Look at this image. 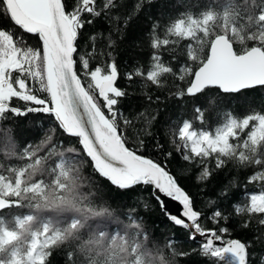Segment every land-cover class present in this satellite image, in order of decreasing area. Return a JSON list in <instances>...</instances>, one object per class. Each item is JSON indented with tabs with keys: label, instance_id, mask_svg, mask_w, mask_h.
<instances>
[{
	"label": "snow or ice",
	"instance_id": "1",
	"mask_svg": "<svg viewBox=\"0 0 264 264\" xmlns=\"http://www.w3.org/2000/svg\"><path fill=\"white\" fill-rule=\"evenodd\" d=\"M145 2L152 0H137V12ZM114 7L115 0H104L99 8L97 0H0V21H7L0 22V121L44 114L55 122L38 144L26 145L17 152L16 144L11 143L10 155L25 163L20 167L0 166V218L11 209L24 206L22 192L42 195L49 185L67 194L60 197L57 207L94 197V192L82 191L89 188L91 181L85 183L87 178L80 179L76 175L75 162L82 152L94 172L112 186L120 190L139 185L150 187L151 198L167 219L186 230L189 240L200 239L201 255L213 258L218 264H250L252 242L231 237V230L226 226L231 213L216 206L217 200H209L207 207L211 210L206 214L196 206L167 162L138 154L143 140L136 149L127 146L126 130L133 121L118 107L121 98L128 93L118 86L121 74L110 51L116 45L113 32L123 38L119 15L107 18L108 10ZM102 13L112 32L107 36L93 34L88 41L91 47L81 52L80 33ZM129 19L125 18L124 28ZM203 20L202 14L188 12L163 27L154 22L148 33L153 50L148 67L138 64L125 72L123 78L129 82L139 78L145 89L148 85L160 89L164 87V79L170 76L174 88L170 95L180 100L199 97L211 88L223 93H240L264 87V46L258 50L243 49L239 54L232 48L230 35L213 34L208 30L210 20L200 28L193 27ZM260 23L264 24V16L260 17ZM26 37H34L35 44H30ZM97 39H106L107 48L97 50ZM181 41L188 43L180 53L183 62H178L175 54ZM204 45L205 54L198 56ZM164 52L173 54L172 59L165 61ZM97 55L100 62L93 65ZM145 100L149 104L159 103L160 97L153 98L145 92ZM209 103L214 104V99ZM206 111L205 107L194 103V118L183 119L178 127L168 129L170 143L183 161L199 168L197 182L206 181L230 159L238 167L253 168L247 181L259 184L260 190L246 194L247 203H235L231 207L235 214H247L242 227H249L254 216H258V224L264 226V110L251 111L243 117L226 113L214 131L204 128ZM139 116L144 119L142 131L151 134L150 128L158 119L159 110L149 113L145 109ZM56 129L67 137L76 138L81 151L71 147L65 151L63 142L56 139ZM172 155L171 152L166 154L168 158ZM230 185L236 186L233 182ZM219 195L227 198L228 186ZM168 201L177 202L181 210L173 214ZM44 203L48 206L54 201L45 198ZM144 207L147 209L148 205ZM35 215L33 210L26 214V219L17 217L12 228H0V264H50L54 246L45 247L39 234L30 245L27 258L15 250L4 254V246L15 242V225L30 222ZM124 215L129 220H142L134 209ZM50 223L48 219L42 224L45 242L55 239V227L50 231ZM78 224L80 218L72 217L67 225L60 227H70L75 232ZM80 231L83 234L82 225ZM166 239L170 256L190 254L176 251L174 236ZM260 264H264V257Z\"/></svg>",
	"mask_w": 264,
	"mask_h": 264
},
{
	"label": "trees",
	"instance_id": "2",
	"mask_svg": "<svg viewBox=\"0 0 264 264\" xmlns=\"http://www.w3.org/2000/svg\"><path fill=\"white\" fill-rule=\"evenodd\" d=\"M103 2L104 0H97V7H101ZM115 4L116 7L108 10L107 18L119 15V27L123 33L121 39L120 33L113 32L112 39L116 41V45L110 51L114 54L121 74L118 86L128 93L126 97L121 98L118 105L123 114L133 121L126 130L129 138L127 146L136 149L139 141L143 140V148L138 154L167 162L168 168L177 177L178 182L193 197L196 206L203 209L206 214L211 210L207 207V201L217 200L216 206L226 213H231L226 224L231 230V237L245 242L251 241L250 264H260L261 258L264 257V226L259 225V217L254 216L249 227H242L243 222L248 219L247 214H235L231 207L235 203H247L246 194L260 190L259 184H249L247 181L254 169L238 167L236 162L230 159L206 181L197 182L199 168L181 159L170 143L168 129L178 127L183 119L194 118V103L207 109L204 128L210 131H214L224 120L226 113L243 117L251 111L264 110V87H255L236 94L223 93L219 89L211 88L199 97H185L184 100H180L170 95L174 90L170 76L164 79V87L160 89L151 85L145 89L139 78L129 82L123 76L138 64L148 67L153 53L148 33L154 22L163 27L188 12L204 16L203 21L193 25L194 28H200L210 20L211 23L207 26L213 34L230 35L233 49L239 54H242L243 49L252 50L264 46V24L260 23V17L264 16V0H152L151 3H143L138 12L137 0H115ZM126 17L130 19L124 28ZM0 22L7 23L6 20ZM110 32L112 28L102 13L99 18H95L93 24L86 25L80 33L79 50L84 52L91 47L88 41L93 34L103 33L107 36ZM26 39L30 44L36 42L34 37ZM186 43L188 41H181L180 48L175 54L178 62H183L180 53ZM95 47L97 50L106 49V39H97ZM205 52L206 45L201 46L198 56ZM172 55L164 52L162 58L169 61ZM98 62L100 56L97 55L93 65ZM145 92L152 94L153 98L159 96L160 102L149 104L145 100ZM213 99L214 104H210L209 101ZM145 109H148L149 113L153 109L159 110V117L150 128L151 134L142 131L145 126L144 119L139 114ZM54 124L55 122L44 114L10 117L0 121V166L3 168L23 166L25 161L10 155L11 143L16 144L17 152L26 145L38 144ZM55 136L57 140L63 142L65 151L69 147L77 152L81 151L76 138L65 136L59 129H56ZM157 144L161 147L157 148ZM169 152L173 154L171 158L166 156ZM75 168L78 169L76 172L78 178H87L84 179L85 183L91 181L89 188L82 191L94 192L96 195L91 199H78L71 206L57 207L55 205L60 204V197L67 194L59 193L58 189L51 185L42 195L34 194L32 191L22 192L24 206L5 213L0 218L3 221L0 228L4 226L12 228L17 217L26 219V214L33 210L36 211V215L30 222L15 225L16 239L11 246H4L5 255L15 250L27 258L30 245L39 234L45 247L49 244L54 246L50 264H218L213 258L201 255L200 241L189 240L186 230L175 226L167 219L156 200L151 198L150 187L139 185L133 189L120 190L112 186L94 172L89 159L82 152L79 161L75 162ZM230 182L236 186L232 187ZM226 186L229 188V195L222 198L219 194ZM45 198L54 201V204L46 206ZM145 204L148 205L147 209L144 207ZM129 209L136 210V215L142 220L126 219L124 214ZM98 213L100 214L97 215ZM72 217L80 218V224L77 225L75 232L70 227H60L67 225ZM48 219L51 220L49 230L55 227L53 231L55 239L50 238L45 242L42 224ZM81 225L83 234L80 231ZM172 236L175 237L176 251L190 253L189 255L170 256L166 238ZM194 249L196 251H193Z\"/></svg>",
	"mask_w": 264,
	"mask_h": 264
},
{
	"label": "water",
	"instance_id": "3",
	"mask_svg": "<svg viewBox=\"0 0 264 264\" xmlns=\"http://www.w3.org/2000/svg\"><path fill=\"white\" fill-rule=\"evenodd\" d=\"M231 42V41H230ZM231 45H232V48H234V45H233V43L231 42ZM254 49H256V50H258L259 48H254ZM235 50V49H234ZM257 87H260V86H257ZM236 94V93H235ZM168 208L171 210V212L173 213V214H176V213H178L181 209H180V206H179V204L177 203V202H173V201H168ZM197 240L198 241H200V239L199 238H197ZM231 257H229V259H230Z\"/></svg>",
	"mask_w": 264,
	"mask_h": 264
}]
</instances>
